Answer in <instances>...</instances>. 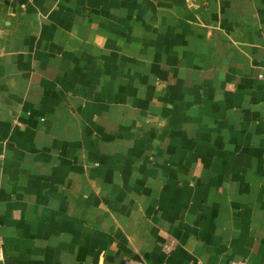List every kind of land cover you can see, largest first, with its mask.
<instances>
[{"label":"crops","instance_id":"0c3cea01","mask_svg":"<svg viewBox=\"0 0 264 264\" xmlns=\"http://www.w3.org/2000/svg\"><path fill=\"white\" fill-rule=\"evenodd\" d=\"M0 246L264 264V0H0Z\"/></svg>","mask_w":264,"mask_h":264},{"label":"built area","instance_id":"2783aa9c","mask_svg":"<svg viewBox=\"0 0 264 264\" xmlns=\"http://www.w3.org/2000/svg\"><path fill=\"white\" fill-rule=\"evenodd\" d=\"M171 244L167 245L166 250H165L166 253H169L171 251V248H172ZM3 258H4V253H3L2 247L0 246V260H3ZM124 264H143V263L136 261V260H133V259H127V260H125ZM163 264H167V263H163ZM236 264H250V263L247 262L246 260H244V261H240Z\"/></svg>","mask_w":264,"mask_h":264}]
</instances>
